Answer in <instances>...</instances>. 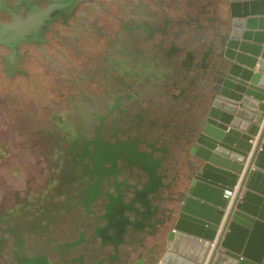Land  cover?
<instances>
[{
  "label": "flooded vegetation",
  "instance_id": "1",
  "mask_svg": "<svg viewBox=\"0 0 264 264\" xmlns=\"http://www.w3.org/2000/svg\"><path fill=\"white\" fill-rule=\"evenodd\" d=\"M224 2L81 0L39 30L31 23L30 43L0 46V264H132L158 255V218L143 231L120 230L115 246L112 206L133 192L140 198L149 145L165 148L151 157L161 159L155 175L173 186L178 150L222 69ZM172 193L163 200L157 187L149 201L166 205Z\"/></svg>",
  "mask_w": 264,
  "mask_h": 264
},
{
  "label": "water",
  "instance_id": "2",
  "mask_svg": "<svg viewBox=\"0 0 264 264\" xmlns=\"http://www.w3.org/2000/svg\"><path fill=\"white\" fill-rule=\"evenodd\" d=\"M79 1L53 3L60 9ZM0 11H10L2 0ZM220 12L225 22L215 60L221 59L222 69L211 77L204 117L178 150L181 167L173 186L163 182L165 175H155L161 159L151 157L165 148L149 145L140 165L146 178L140 198L133 192L128 203L118 197L112 206L119 215L113 221L115 246L120 230L149 229L155 217L161 226L158 255L132 264H264V0H225ZM31 31V23L0 28V46L14 52L34 40ZM157 187L163 200L173 192L168 204L151 205Z\"/></svg>",
  "mask_w": 264,
  "mask_h": 264
},
{
  "label": "clouds",
  "instance_id": "3",
  "mask_svg": "<svg viewBox=\"0 0 264 264\" xmlns=\"http://www.w3.org/2000/svg\"><path fill=\"white\" fill-rule=\"evenodd\" d=\"M2 3L10 9L6 12L0 11V28L4 29H15L18 25L36 23L39 30L48 22L57 7L53 0H42L40 3H37L36 0H27V2L15 0L14 3L2 0ZM29 4L31 8H29Z\"/></svg>",
  "mask_w": 264,
  "mask_h": 264
},
{
  "label": "crops",
  "instance_id": "4",
  "mask_svg": "<svg viewBox=\"0 0 264 264\" xmlns=\"http://www.w3.org/2000/svg\"><path fill=\"white\" fill-rule=\"evenodd\" d=\"M256 69H257V65L255 66V68L253 69V71H256ZM210 251H211V250H209V252H208V254H207V256H206V257H208V255H209Z\"/></svg>",
  "mask_w": 264,
  "mask_h": 264
},
{
  "label": "built area",
  "instance_id": "5",
  "mask_svg": "<svg viewBox=\"0 0 264 264\" xmlns=\"http://www.w3.org/2000/svg\"><path fill=\"white\" fill-rule=\"evenodd\" d=\"M252 154H253V150H251V152L249 153L248 159L251 158Z\"/></svg>",
  "mask_w": 264,
  "mask_h": 264
}]
</instances>
